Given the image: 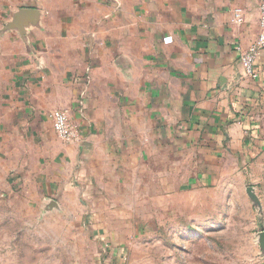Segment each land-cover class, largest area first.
Returning <instances> with one entry per match:
<instances>
[{
  "label": "crops",
  "instance_id": "obj_1",
  "mask_svg": "<svg viewBox=\"0 0 264 264\" xmlns=\"http://www.w3.org/2000/svg\"><path fill=\"white\" fill-rule=\"evenodd\" d=\"M259 4L0 0V145L9 169L42 186L48 201L60 192L73 203H124L138 193L149 202L153 185L163 201L165 180L179 184L182 155L218 153L255 126L264 50L256 78L244 74L240 54L258 38ZM237 7L242 24L232 20ZM20 9L38 14L20 18L25 31L4 30ZM57 109L78 142L56 134ZM11 136L24 148H10Z\"/></svg>",
  "mask_w": 264,
  "mask_h": 264
},
{
  "label": "rangeland",
  "instance_id": "obj_2",
  "mask_svg": "<svg viewBox=\"0 0 264 264\" xmlns=\"http://www.w3.org/2000/svg\"><path fill=\"white\" fill-rule=\"evenodd\" d=\"M257 113L220 152L182 155L161 202L154 185L149 202L48 201L0 145V264H264V103Z\"/></svg>",
  "mask_w": 264,
  "mask_h": 264
},
{
  "label": "built area",
  "instance_id": "obj_3",
  "mask_svg": "<svg viewBox=\"0 0 264 264\" xmlns=\"http://www.w3.org/2000/svg\"><path fill=\"white\" fill-rule=\"evenodd\" d=\"M232 20L236 24H242L245 21V13L241 7L234 9V17ZM259 29L260 31L256 41L246 49H241L240 54V63L244 74L252 78L258 76L256 61L258 56L264 50V0H260L259 4ZM50 117L52 119L53 128L62 141L72 143L80 140V134L76 127L70 122L66 110H54Z\"/></svg>",
  "mask_w": 264,
  "mask_h": 264
},
{
  "label": "water",
  "instance_id": "obj_4",
  "mask_svg": "<svg viewBox=\"0 0 264 264\" xmlns=\"http://www.w3.org/2000/svg\"><path fill=\"white\" fill-rule=\"evenodd\" d=\"M38 14V11L35 9H20L19 11H17L14 16H13V21L11 23H9L4 30H8L10 28H18L20 30H24L26 28V24L25 21L20 19L21 17H23V15H27V14ZM20 22V23H19ZM53 202V201H52Z\"/></svg>",
  "mask_w": 264,
  "mask_h": 264
}]
</instances>
